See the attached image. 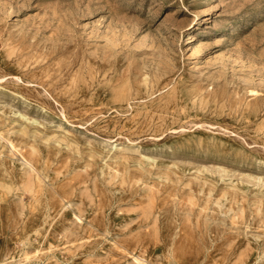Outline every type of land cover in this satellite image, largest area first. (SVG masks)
Wrapping results in <instances>:
<instances>
[{
  "label": "rangeland",
  "instance_id": "374dc122",
  "mask_svg": "<svg viewBox=\"0 0 264 264\" xmlns=\"http://www.w3.org/2000/svg\"><path fill=\"white\" fill-rule=\"evenodd\" d=\"M134 253L264 264V0H0V264Z\"/></svg>",
  "mask_w": 264,
  "mask_h": 264
},
{
  "label": "bare ground",
  "instance_id": "6f19581e",
  "mask_svg": "<svg viewBox=\"0 0 264 264\" xmlns=\"http://www.w3.org/2000/svg\"><path fill=\"white\" fill-rule=\"evenodd\" d=\"M30 167L32 168V164L31 163H30ZM74 215H76V214H74ZM132 259H133L135 264H156V263H153V262H149L147 259H145L142 256L137 255L135 253L132 254Z\"/></svg>",
  "mask_w": 264,
  "mask_h": 264
}]
</instances>
